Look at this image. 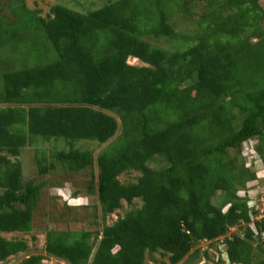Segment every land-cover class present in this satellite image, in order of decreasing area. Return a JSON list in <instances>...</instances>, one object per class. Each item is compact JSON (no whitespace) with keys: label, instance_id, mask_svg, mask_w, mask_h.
<instances>
[{"label":"trees","instance_id":"16d2710c","mask_svg":"<svg viewBox=\"0 0 264 264\" xmlns=\"http://www.w3.org/2000/svg\"><path fill=\"white\" fill-rule=\"evenodd\" d=\"M15 1L0 17V263L26 252L24 241L2 235L31 231L46 186L23 181L22 150L62 140L110 142L96 159L73 148L50 154L89 179L102 227L47 231L46 258L145 264L160 253L169 264H264V215L237 195L261 179L240 155L264 165L262 0H118L90 12L55 5L45 18ZM157 156L167 166L153 170ZM45 159L35 154L42 176L52 168ZM131 171L135 183L118 180ZM134 200L139 208L104 224ZM220 240L216 260L208 250Z\"/></svg>","mask_w":264,"mask_h":264},{"label":"rangeland","instance_id":"374dc122","mask_svg":"<svg viewBox=\"0 0 264 264\" xmlns=\"http://www.w3.org/2000/svg\"><path fill=\"white\" fill-rule=\"evenodd\" d=\"M26 7L30 10L40 11L41 17H47L50 15V9L55 5H62L71 10L77 12H90L98 10L108 2H115L118 0H23ZM15 0H0V17L9 18V9L15 7ZM262 8H264V0L260 2ZM10 20V19H9ZM13 20V18H11ZM3 52L0 51V55ZM6 54V53H5ZM1 57V56H0ZM10 56H7V59ZM129 65L141 67L143 64L136 59H129L127 62ZM3 64H0V68ZM2 107V106H0ZM120 131L117 132L114 139L118 136ZM113 139V140H114ZM112 142V141H111ZM110 142L99 145L90 142H76L67 143L62 140H39L34 146H30L22 150L19 161L22 164L23 181L33 179L35 183H46V186L41 191L38 198L37 208L33 213V222L31 231L28 234H12L2 235L5 239H18L24 241L27 245L26 252L17 255L16 257L9 258L6 262L0 264H17L30 256H43L45 259L41 264H65L63 261L56 260L55 258L48 257L44 252L45 236L49 230L56 231H100L102 227L101 211L99 209L98 200L96 194H89L86 189V183L89 179L86 178L84 173L73 174L62 168L59 164L54 162L50 158V154L54 151L69 150L70 148L76 150H89L94 159L108 146ZM245 151H249V147L244 148ZM38 153L39 157L44 156L46 163L51 164L52 168L47 175H39L37 165L35 162V154ZM241 154V153H240ZM244 161L246 167L250 172L260 173V180L257 184L253 182L248 186L245 184L243 188L238 191V196L246 198L249 201V205L258 209L261 213L259 218L264 215V165L254 155L253 159H247L240 155ZM153 170H159L167 166V161L162 157H155V159L148 164ZM96 172V169H95ZM139 173L131 171L122 174L118 180L125 183H135L139 177ZM262 183V186L259 185ZM256 186V188H255ZM252 188H255L254 191ZM261 193V194H260ZM220 201V197L214 199V204ZM141 202L134 200L131 205H128L125 201L121 202V208L116 210L113 214L107 215L105 218V225L111 226L118 219L124 217V215L133 208H139ZM258 218V219H259ZM257 219V220H258ZM238 227L230 229L228 236L232 233H239ZM223 240L214 244V249H209L210 255L215 256L214 259H218L215 249H220L218 244L222 245ZM200 249L203 251L208 249V245L205 243L200 244ZM221 251V250H220ZM219 251V252H220ZM224 254V253H223ZM222 254L220 255V257ZM225 256V255H224ZM169 264L167 257L157 254H146L145 264ZM179 264H197L194 260L184 259ZM200 264V262H199Z\"/></svg>","mask_w":264,"mask_h":264}]
</instances>
